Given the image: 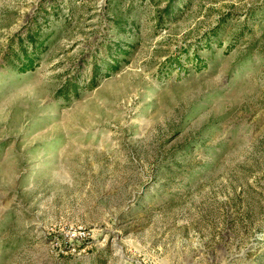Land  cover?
Returning <instances> with one entry per match:
<instances>
[{"label": "rangeland", "instance_id": "1", "mask_svg": "<svg viewBox=\"0 0 264 264\" xmlns=\"http://www.w3.org/2000/svg\"><path fill=\"white\" fill-rule=\"evenodd\" d=\"M0 264H264V0H0Z\"/></svg>", "mask_w": 264, "mask_h": 264}, {"label": "trees", "instance_id": "2", "mask_svg": "<svg viewBox=\"0 0 264 264\" xmlns=\"http://www.w3.org/2000/svg\"><path fill=\"white\" fill-rule=\"evenodd\" d=\"M170 3L171 1H169V4L166 6L165 11L167 12V10L169 11L170 9ZM27 39L29 41L30 47L26 46L23 47L22 45H20L19 49L21 50V63L19 65V68H17V70L19 72H24L26 70H30L33 69L35 67V58L38 57L41 49L39 48L41 43H38L37 40L34 38V34L33 33H29L27 34ZM21 40L19 39V44H21ZM96 67V66H95ZM94 67V68H95ZM106 67L108 69H113L116 70L118 68V63L113 62V64H108L106 65ZM74 87H77V84H74Z\"/></svg>", "mask_w": 264, "mask_h": 264}]
</instances>
